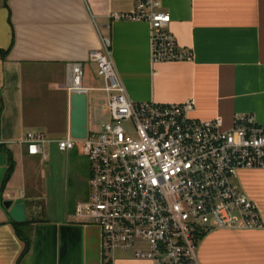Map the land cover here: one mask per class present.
<instances>
[{"label":"crops","instance_id":"0c3cea01","mask_svg":"<svg viewBox=\"0 0 264 264\" xmlns=\"http://www.w3.org/2000/svg\"><path fill=\"white\" fill-rule=\"evenodd\" d=\"M160 1L171 17L169 31L192 60L155 63L150 24L113 19L132 13L135 0H0V264H153L130 253L105 258L99 227L71 211L46 214L44 205L37 206L45 195L43 158L28 155L23 143L31 131L43 133L51 145L71 135L68 67L83 64L84 85L100 87L89 56L105 51L104 38L132 101L193 100V117L221 119L225 130L238 114H253L264 127V0ZM109 118L103 95L90 92L89 132H99ZM5 150L16 167L3 187ZM253 171H240L241 187L264 222V175L247 177ZM8 200L26 202L31 247L22 258L25 244L4 206ZM197 253V264H264V225L209 231Z\"/></svg>","mask_w":264,"mask_h":264},{"label":"built area","instance_id":"2783aa9c","mask_svg":"<svg viewBox=\"0 0 264 264\" xmlns=\"http://www.w3.org/2000/svg\"><path fill=\"white\" fill-rule=\"evenodd\" d=\"M114 20L147 22L155 63L192 60L169 31L171 17L160 0H135L129 14ZM105 51L93 50L100 87L84 85L81 63L68 67L69 92H100L110 118L99 132L58 142L61 152L83 144L90 161V195L74 210L77 220L100 228L103 253H130L153 264H197L198 245L209 231L252 230L264 222L256 203L239 183L242 170H264V127L253 114H238L225 130L221 119L193 117L195 103L132 101ZM23 143L30 156L48 159L43 133Z\"/></svg>","mask_w":264,"mask_h":264},{"label":"rangeland","instance_id":"374dc122","mask_svg":"<svg viewBox=\"0 0 264 264\" xmlns=\"http://www.w3.org/2000/svg\"><path fill=\"white\" fill-rule=\"evenodd\" d=\"M105 117L108 119V116ZM45 149L48 159H42L40 167L45 195L42 196L43 200L37 206L44 205L46 214L67 211H71L73 214L77 203L87 200L90 195L91 165L83 152V144H78L77 148L70 152V156H65V153L60 154L58 145L55 144H47ZM245 173H247V177L253 179L264 175L262 170ZM238 181L241 185V174ZM38 212L40 213V210Z\"/></svg>","mask_w":264,"mask_h":264},{"label":"water","instance_id":"95a60500","mask_svg":"<svg viewBox=\"0 0 264 264\" xmlns=\"http://www.w3.org/2000/svg\"><path fill=\"white\" fill-rule=\"evenodd\" d=\"M88 103L89 96L85 93H73L71 95V136L77 140H84L88 135ZM4 206L10 211L12 219L18 223L26 222V202L14 203L12 200L4 202Z\"/></svg>","mask_w":264,"mask_h":264},{"label":"trees","instance_id":"16d2710c","mask_svg":"<svg viewBox=\"0 0 264 264\" xmlns=\"http://www.w3.org/2000/svg\"><path fill=\"white\" fill-rule=\"evenodd\" d=\"M1 55L3 57V59L6 58V55H7V52H3L1 51ZM6 151V154L8 156V170H7V173H6V177H5V181H4V186H6V184L10 181L11 177L13 176V173H14V170H15V167H16V163H15V160H14V157H13V154L11 151L9 150H5ZM27 224V221L23 224H15V228H16V231H17V234L18 236L20 237V239L24 242L25 244V249L21 255V258L24 257V255H26L29 250H30V247H31V238L25 228V225ZM105 264H112L111 261H107L105 262Z\"/></svg>","mask_w":264,"mask_h":264}]
</instances>
